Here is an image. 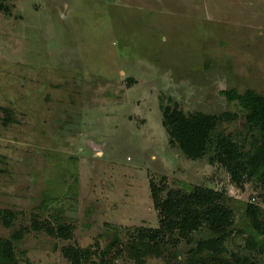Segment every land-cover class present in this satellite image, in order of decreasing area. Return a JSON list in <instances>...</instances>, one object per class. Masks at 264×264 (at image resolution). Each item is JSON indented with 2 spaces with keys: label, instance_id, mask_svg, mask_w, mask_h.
<instances>
[{
  "label": "rangeland",
  "instance_id": "1",
  "mask_svg": "<svg viewBox=\"0 0 264 264\" xmlns=\"http://www.w3.org/2000/svg\"><path fill=\"white\" fill-rule=\"evenodd\" d=\"M264 95V0H0V240L16 264H264V188L212 160L189 159L162 106L223 116L243 151L257 139L224 91ZM222 193L233 224L220 253L186 239L152 242L149 184ZM165 197V194L162 195Z\"/></svg>",
  "mask_w": 264,
  "mask_h": 264
},
{
  "label": "trees",
  "instance_id": "2",
  "mask_svg": "<svg viewBox=\"0 0 264 264\" xmlns=\"http://www.w3.org/2000/svg\"><path fill=\"white\" fill-rule=\"evenodd\" d=\"M228 100L237 101L245 111L248 126L257 132L256 142L245 152L228 135L214 131L216 121L222 115L203 112L186 114L176 105L162 106V126L169 137V143L189 159H198L212 151V160L223 165L230 178L241 183L245 179L259 181L264 188V95L252 89L243 93L224 91ZM154 209L158 212V227L149 229L148 240L163 241L167 238L176 243L188 238L193 231L205 226L210 236L197 242V249L213 254L224 250V242L233 224L232 211L224 203L222 193L201 186L190 193L169 189L163 182L149 184ZM165 194L163 198L162 195ZM259 208L249 205L246 212L251 216L250 226L258 233H264V223L259 220ZM15 214L0 209V219L9 227ZM63 255L71 264H82V253L75 248L64 249ZM236 264H258L247 257L234 255ZM0 264H16L14 247L10 241L0 240Z\"/></svg>",
  "mask_w": 264,
  "mask_h": 264
}]
</instances>
